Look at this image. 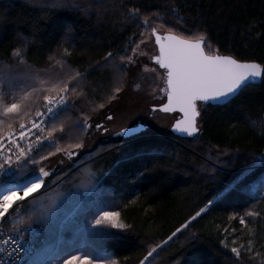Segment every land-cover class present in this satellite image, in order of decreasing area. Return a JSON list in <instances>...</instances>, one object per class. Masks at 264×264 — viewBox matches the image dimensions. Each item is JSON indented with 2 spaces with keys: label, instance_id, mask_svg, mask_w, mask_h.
Returning a JSON list of instances; mask_svg holds the SVG:
<instances>
[{
  "label": "trees",
  "instance_id": "16d2710c",
  "mask_svg": "<svg viewBox=\"0 0 264 264\" xmlns=\"http://www.w3.org/2000/svg\"><path fill=\"white\" fill-rule=\"evenodd\" d=\"M131 7H139L150 20L155 13H161L180 30H192L194 35L206 33L213 48H218L222 55L264 62V0H0V68L19 65L26 76L30 74L32 86L38 88L45 86L41 81L66 78L78 71L86 73L77 90L85 93V102L99 103L113 77V65L119 64L120 55L131 53L130 45L135 44L133 34L135 40L142 39L137 25L127 17L126 9ZM177 17L182 19L178 21ZM14 48L19 49L22 61L13 58ZM109 52L116 59L105 63ZM32 99L40 103L36 97ZM80 107H84L83 102L77 106L75 116L65 113L70 123L79 117ZM85 111L93 120L100 118L90 107ZM161 115L174 117L172 113ZM171 120H166L168 125ZM198 120L200 131L192 138L168 130L92 142L88 131L71 127L62 144L82 138L85 146L79 158L65 156L55 174L47 178V186L36 201L20 204L18 212L3 220V228L18 227L33 207L41 210V197L44 206L52 199L59 205L49 224L50 230L57 233L65 227L59 226L57 220L63 210L75 206V219L82 206L95 204L117 211L119 222L133 228L110 229L115 235L100 242L102 247L94 241H83L82 252L114 259L117 264H138L149 243L169 234L206 199L222 191L241 170L252 167L253 157L264 150V82L249 85L230 103L203 106ZM47 150V146L42 149ZM218 152L229 155L221 157L224 163L216 164L213 174L207 171L212 164L209 154ZM95 172H103L107 177L101 189L72 187L69 196L67 182H59L62 175L85 182L89 173ZM262 172L264 166H256L251 174L253 180ZM6 179L1 177L0 182L4 184ZM253 195L249 191L229 192L189 230L199 234L191 248L201 250L208 264H237L230 251L235 246L231 241L233 235L237 245L241 241L246 244L249 239L264 240V200H253ZM249 209L259 211L261 219L248 217L249 223L243 227L239 217ZM33 226L42 238L37 248L49 229L39 224ZM250 229L253 237L247 235ZM187 236L188 232L178 234L158 250L150 264H181L191 251ZM221 239H228L229 248L220 245ZM79 242L71 247L76 249ZM65 249L70 253V248Z\"/></svg>",
  "mask_w": 264,
  "mask_h": 264
},
{
  "label": "snow or ice",
  "instance_id": "6c2138e0",
  "mask_svg": "<svg viewBox=\"0 0 264 264\" xmlns=\"http://www.w3.org/2000/svg\"><path fill=\"white\" fill-rule=\"evenodd\" d=\"M171 11L175 13L176 9L172 8ZM126 12L129 21L137 25L142 39L135 40L133 34L131 39L135 44L130 45L131 53L120 55L119 64L113 65V77L110 78L103 97L99 98V103L94 100L85 102V93L77 90L85 80L86 73L78 71L66 78L41 81L45 86L38 88L32 86L30 74L26 76L25 70L19 65L0 68V177L8 178L4 181L7 186L0 191V221L7 219L13 212H18L20 204H27L29 200L35 202L36 197L46 188L47 178L55 174L57 165L64 162L65 156L69 159L79 158L80 150L85 146L82 138L67 145L62 144L71 127L81 132L94 128L101 133H109L111 129L107 125L116 119L112 111L113 105L118 104L125 96L135 97L136 100L143 98L142 84L139 81L148 64L145 62L141 67L138 56H149L153 79L158 82V86L147 95L166 98L160 101L153 99L146 105L149 114L178 112L180 118L173 117L171 130L188 136L200 130L198 118L203 106L230 103L250 83L257 80L264 82V62L222 55L218 48H213L206 33L194 35L192 30H180L176 25L169 24L161 13H155V18L150 20L147 15L141 14L139 7L128 8ZM180 19L182 18L177 17L178 21ZM67 51L64 50L65 55ZM12 56L22 61L19 49L14 48ZM115 59V54L109 52L104 62ZM33 97L40 103H34ZM82 102L84 107L79 108V117L74 123H70L65 113L70 112L75 116L77 106ZM87 107L98 114V121L93 120L89 112L85 111ZM140 130L122 126L118 133L113 134L128 136ZM45 146L48 150L42 151ZM227 155L228 152H218L215 155L210 153L209 160L212 164L207 171L214 174L216 164L224 163L221 157ZM258 165L264 166V150L253 157L252 167L241 170L231 183L212 198L206 199L202 206L183 219L169 234L158 242L149 243L138 264H150L158 250H162L178 234L184 232H188L186 239L191 248L192 242L199 239V234L189 230L194 227L198 218L210 211L216 201L226 197L229 192L251 191L254 193L253 200H264V173H261L258 180H253L251 175ZM25 176L28 178L23 183L12 182ZM106 179L103 172H95L89 173L85 182L78 181L75 177L69 179L68 175H62L59 182H67L71 196L72 187L101 189ZM42 201L43 197L40 202L41 210L33 207L15 233H9L6 239L0 241L7 246L0 247V252L7 253L10 264H36V260L31 258L34 250L28 246L35 224L49 229L39 264H117L114 259L85 255L79 249L64 252L65 247L78 240L94 241L98 247H102L100 242L115 235L110 229L131 230L133 225L119 222L117 211L85 204L75 219L57 233L49 228L56 201L52 199L47 206ZM248 217L260 220L261 213L249 209L239 217L241 226L248 225ZM232 232L235 233L236 230L232 229ZM26 233L29 235L26 236ZM247 235L253 237V230L250 229ZM231 241L235 246L230 251L237 264H264V240L249 239L246 244L241 241L237 245L233 235ZM220 245L229 248L228 239H221ZM8 248L11 250L8 251ZM204 257L201 250L191 248L190 254L182 259L181 264H208Z\"/></svg>",
  "mask_w": 264,
  "mask_h": 264
},
{
  "label": "rangeland",
  "instance_id": "374dc122",
  "mask_svg": "<svg viewBox=\"0 0 264 264\" xmlns=\"http://www.w3.org/2000/svg\"><path fill=\"white\" fill-rule=\"evenodd\" d=\"M144 51V49H142ZM138 60L141 61V67H143V64L146 62L148 64L147 68H144L143 72L141 73V79L140 83L142 84V90H141V96L142 99L136 100L135 97H129L125 96L121 101L119 105H113L112 111L115 114L116 119L112 122H110L107 126L111 129L109 133H101L94 128L88 131V137L91 139L90 141L94 142L96 140L101 141H107L110 139H117L118 137H127V136H118L114 135L113 133H118L120 127H129V128H139L141 129L138 132H148L150 134H159V133H165L170 130V124L166 122L167 119H172V117H166L164 115H161L163 112L158 113H152L149 114V111L146 109V105L150 104L153 99L156 101H160L162 99H166L163 96L157 95L155 97H152L150 95H147L148 93H151V90L153 88H156L158 86V82L153 79V75L151 73V62L149 56H138ZM162 86V85H159ZM116 108V109H115ZM118 109V110H117ZM173 120V119H172ZM171 120V122H172ZM98 121V119H97ZM130 133L128 136H131L135 133ZM264 173V172H262ZM261 175V174H260ZM260 175L256 180L260 178ZM3 183L0 182V186ZM251 192V191H249ZM253 193V192H252ZM59 205H55V208H58ZM75 207V206H74ZM74 209L73 212L72 209L66 211L63 210V215L61 218H58V225L59 226H65L66 224H70L74 220ZM107 210V209H106ZM48 231L45 232V237L48 236ZM45 242V240H44ZM44 242L39 245L33 252L32 259L36 260V264H39L40 258L44 253ZM82 240H80L79 244H77V248L82 252ZM74 245V244H73ZM71 245V246H73ZM68 246L66 248H70L71 251H74V247ZM67 249H64V252ZM83 253V252H82ZM84 254V253H83Z\"/></svg>",
  "mask_w": 264,
  "mask_h": 264
},
{
  "label": "built area",
  "instance_id": "2783aa9c",
  "mask_svg": "<svg viewBox=\"0 0 264 264\" xmlns=\"http://www.w3.org/2000/svg\"><path fill=\"white\" fill-rule=\"evenodd\" d=\"M16 229H17V227L10 229V230H5L2 226V223H1L0 224V241H2L3 239H6L9 233L14 234ZM28 235L29 234L26 233V236H28ZM41 240H42V238H41V234L39 233L38 228L33 226L32 231H31V237H30V239H28V246L30 248H32L33 250H35L36 246L39 244V242ZM0 247H7V246L0 243ZM10 250L11 249L8 248V251H10ZM12 259H14V258H12ZM0 264H10V257L7 255L6 252H0Z\"/></svg>",
  "mask_w": 264,
  "mask_h": 264
},
{
  "label": "water",
  "instance_id": "95a60500",
  "mask_svg": "<svg viewBox=\"0 0 264 264\" xmlns=\"http://www.w3.org/2000/svg\"><path fill=\"white\" fill-rule=\"evenodd\" d=\"M259 82H260V81L257 80L256 82L250 83L249 85L258 84ZM213 105H216V104H213ZM172 114H174V117H175V118H180V114H179L178 112H174V113H172ZM173 122H174V120H173L171 123H173ZM199 131H200V130H199ZM199 131H198L196 134L192 135V136H188V135H186V134H184V133H176V132H173V131L171 130V125H170V132H172V134L177 135V136H180V137L192 138V137L196 136V135L199 133ZM27 178H28V177H27ZM27 178H25V179H23V180H21V181H13V183H23L24 180H26ZM5 186H7L5 183L2 184V185L0 186V191H3V189H4ZM2 221H3V220H2ZM2 221H0V224L2 223Z\"/></svg>",
  "mask_w": 264,
  "mask_h": 264
},
{
  "label": "bare ground",
  "instance_id": "6f19581e",
  "mask_svg": "<svg viewBox=\"0 0 264 264\" xmlns=\"http://www.w3.org/2000/svg\"><path fill=\"white\" fill-rule=\"evenodd\" d=\"M173 120H174V119H173ZM173 120H172V121H173ZM170 125H171V124H170ZM169 131H170V130H169ZM171 133H172V132H171Z\"/></svg>",
  "mask_w": 264,
  "mask_h": 264
}]
</instances>
